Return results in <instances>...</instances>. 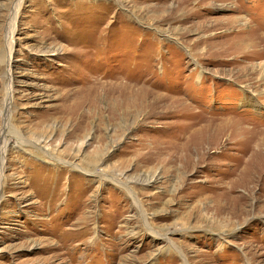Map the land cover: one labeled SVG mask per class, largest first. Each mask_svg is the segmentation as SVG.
I'll return each mask as SVG.
<instances>
[{"label":"rangeland","instance_id":"obj_1","mask_svg":"<svg viewBox=\"0 0 264 264\" xmlns=\"http://www.w3.org/2000/svg\"><path fill=\"white\" fill-rule=\"evenodd\" d=\"M0 264H264V0H0Z\"/></svg>","mask_w":264,"mask_h":264}]
</instances>
